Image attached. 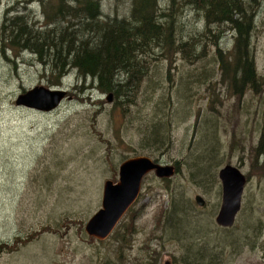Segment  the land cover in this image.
I'll return each instance as SVG.
<instances>
[{"label":"rangeland","instance_id":"1","mask_svg":"<svg viewBox=\"0 0 264 264\" xmlns=\"http://www.w3.org/2000/svg\"><path fill=\"white\" fill-rule=\"evenodd\" d=\"M249 1L258 2L251 39L261 83L257 89L235 95L220 83L217 61H206L203 69L175 56L172 63L164 60L149 69L150 79L159 84L152 93V86L144 81V90L138 93L132 109L134 117H125L112 99L107 100V94L94 89L91 78L83 81L74 71L62 78L60 86L50 85L48 73L28 52L8 50L0 42V243L9 242L12 249L0 251V264H100L104 254L115 256L117 231L124 232L127 227H134L137 233L131 245L122 247L124 263L164 264L168 260L171 264H192L186 252L193 243L177 238L162 224L163 218L156 216L171 205L174 192L179 201L186 198L195 206L179 215L178 233L187 242L194 240L196 232L208 231L205 241L208 247L217 244L219 264H264V141H260L264 125V0ZM0 4V22L7 6L25 10L28 6L24 0H1ZM102 4L108 17L122 18L129 10L114 0ZM31 7L41 22L39 7ZM199 20L197 17L195 21ZM187 26L193 31L199 29L192 15ZM224 35L218 43L231 51L233 37ZM215 49L205 47L206 57L211 58L209 53ZM168 74L173 83L167 80ZM187 75L191 80L184 90L177 80ZM205 76L211 78L213 91L198 83ZM38 85L65 92L56 109L45 112L16 103L19 95ZM191 86L196 90L193 93ZM169 88L177 110L173 115L169 111L157 127L158 133L164 126V134L159 135L162 141L168 139V145L155 148L149 144L157 138V134L149 135L150 122L138 128L145 118H151L142 104L151 103L152 98L165 99ZM178 93L182 98L176 102ZM167 105L162 103L163 110ZM207 123L215 127L218 144L210 169L220 159L221 164L216 167L215 183L210 182L205 189L190 180L192 173L187 172L184 162L178 163L185 157L193 158L190 154L197 151L201 136L203 145L212 143L211 130L204 128ZM258 145L263 152L257 151ZM140 155L174 165V175L158 178L149 173L137 201L113 234L102 241L91 238L85 225L101 205L104 181L116 182L119 165ZM228 163L237 166L248 180L240 212L233 226L225 230L216 224L215 217L222 197L218 171ZM197 194L204 198V207L195 204ZM226 238L227 243L223 242Z\"/></svg>","mask_w":264,"mask_h":264},{"label":"trees","instance_id":"2","mask_svg":"<svg viewBox=\"0 0 264 264\" xmlns=\"http://www.w3.org/2000/svg\"><path fill=\"white\" fill-rule=\"evenodd\" d=\"M24 1L28 3V6H25L26 10L12 5L7 6L2 13L0 22L2 47L28 52L34 62L43 66L44 71L48 73L47 79L52 86H60L62 78L72 71L83 81L91 78L94 89L102 94H112L115 106L125 117L135 116L132 109L137 104L138 93L144 90L142 85L146 79L152 86V93L155 85L159 84L155 78L150 79L149 69L158 62L164 63V60H168L170 64L175 56H180L182 60L194 66L201 65L203 69L206 68V61H217L221 70L220 83H225L227 89L230 88L235 95L240 96L243 92L256 90L261 84L251 46L253 16L258 2L254 4L249 0H114L115 3L126 4L129 8L126 16L118 18L119 16L104 15L102 9L104 0ZM33 4L40 9L41 22L36 19L37 13L31 7ZM190 15L199 28H196V31L187 26ZM197 17L200 20L196 22ZM227 33L233 37L231 51H226L218 43L221 36ZM207 46H216V49L209 53L211 58L206 57ZM189 77L187 75L177 80L179 84L182 83L184 90L191 80ZM167 80L173 83L170 75ZM211 81V78L205 76V79L199 80L198 83L205 84L208 91H213ZM177 82H174L175 86L178 85ZM180 89H183L181 85ZM190 89V93L196 91L192 90V86ZM170 92L169 88L165 99L152 98L151 103L142 104L148 109V117L151 118H145L144 123L138 128H145L148 121L150 122V127L147 128L150 131L149 135L157 134V138L155 142L149 144L155 148L168 145V139L162 141L159 135L164 134V126L158 133L157 127L163 124V118L170 114L169 111H172L173 115L177 110V104L171 100ZM178 95L180 98L176 102L182 98L180 93ZM165 101L168 104L166 107L168 109H164L166 112L162 108ZM171 105L172 108L169 110ZM209 124L211 123H207L204 128L211 130L208 134L212 143L208 146L203 145L201 136L197 151L190 154L193 158L188 156L178 163L180 165L184 162L187 172L192 173L190 180L205 189L209 188L210 182L215 183L216 167L221 164L220 159L210 169L216 157L218 144L214 133L215 127H210ZM260 141H264V125L261 128ZM261 149L262 147L258 145L257 151L263 152ZM178 199L177 193L174 192L171 205L160 209L156 215L157 219L163 218L162 224L174 232L177 238L182 237L184 243H193L190 252H186V256L189 255V263L192 261V264H219L218 254L221 251L216 250L217 244L208 247V242L205 241L208 231L196 232L194 240L188 242L178 233L181 219L179 215L195 209L193 201L186 198L185 201ZM134 233H137L134 227H127L124 232L118 230L115 236L117 242L115 256L104 254L100 264H127L123 262L122 247L126 244L131 245ZM223 242L229 241L226 238ZM0 245H3L0 251H4L5 248L12 250L9 242H1Z\"/></svg>","mask_w":264,"mask_h":264},{"label":"water","instance_id":"3","mask_svg":"<svg viewBox=\"0 0 264 264\" xmlns=\"http://www.w3.org/2000/svg\"><path fill=\"white\" fill-rule=\"evenodd\" d=\"M64 94L63 90L38 85L19 95L16 103L48 112L59 106ZM111 99L112 94H108V101ZM150 172H154L158 178H170L175 173V167L156 162L146 155L130 157L123 161L118 168V180L113 182L107 179L103 183L101 205L85 225L87 235L99 241L107 239L138 199L143 179ZM218 178L221 182L222 197L215 222L220 227H231L241 208L246 177L237 166L228 163L219 169ZM194 202L201 207L206 204L199 194L195 195Z\"/></svg>","mask_w":264,"mask_h":264},{"label":"flooded vegetation","instance_id":"4","mask_svg":"<svg viewBox=\"0 0 264 264\" xmlns=\"http://www.w3.org/2000/svg\"><path fill=\"white\" fill-rule=\"evenodd\" d=\"M147 246H150V245L148 244ZM147 248L150 250L151 247H147ZM148 253L150 254V251H148ZM152 255H153V254H152ZM150 256H151V254H150ZM166 263L171 264V262L168 261V260H166V261L164 262V264H166Z\"/></svg>","mask_w":264,"mask_h":264},{"label":"bare ground","instance_id":"5","mask_svg":"<svg viewBox=\"0 0 264 264\" xmlns=\"http://www.w3.org/2000/svg\"><path fill=\"white\" fill-rule=\"evenodd\" d=\"M107 100H108V98H107ZM247 180H248V179L246 178V183H247ZM245 186H246V185H245Z\"/></svg>","mask_w":264,"mask_h":264}]
</instances>
